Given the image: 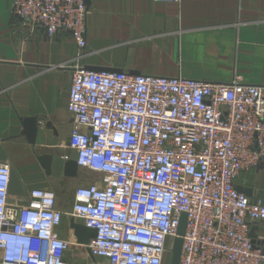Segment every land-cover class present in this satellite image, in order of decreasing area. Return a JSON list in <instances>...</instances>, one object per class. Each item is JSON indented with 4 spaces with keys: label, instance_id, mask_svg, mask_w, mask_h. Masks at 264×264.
<instances>
[{
    "label": "built area",
    "instance_id": "2783aa9c",
    "mask_svg": "<svg viewBox=\"0 0 264 264\" xmlns=\"http://www.w3.org/2000/svg\"><path fill=\"white\" fill-rule=\"evenodd\" d=\"M10 13L86 47L87 0H13ZM67 109L75 163L100 179L76 188L65 214L50 190L10 196L11 168L0 162V264H169L182 214L179 264H264V242L249 237L264 224V198L235 187L264 163V85L76 67ZM65 216L95 237L63 238ZM73 245L88 262L66 259Z\"/></svg>",
    "mask_w": 264,
    "mask_h": 264
},
{
    "label": "crops",
    "instance_id": "0c3cea01",
    "mask_svg": "<svg viewBox=\"0 0 264 264\" xmlns=\"http://www.w3.org/2000/svg\"><path fill=\"white\" fill-rule=\"evenodd\" d=\"M12 1L0 0V162L9 164L25 194L54 192L65 214L75 189L100 179L78 166L75 177L64 175L76 157L68 148L74 122L67 109L76 67L207 83L239 75L264 85V0H87L81 51L68 32L50 36L12 16ZM29 121L36 123L32 142ZM41 156L51 158L50 174ZM235 187L249 191V199L264 198V163L240 174ZM70 220L65 216L59 229L65 239L73 237ZM252 228L263 243L264 224ZM66 259L76 263L70 254Z\"/></svg>",
    "mask_w": 264,
    "mask_h": 264
},
{
    "label": "water",
    "instance_id": "95a60500",
    "mask_svg": "<svg viewBox=\"0 0 264 264\" xmlns=\"http://www.w3.org/2000/svg\"><path fill=\"white\" fill-rule=\"evenodd\" d=\"M87 71L91 72H118V71H102V70H94L86 68ZM27 134L30 142L34 140L35 132H36V123L35 121H29V125L27 127ZM41 168L45 171L46 174H50L51 170V158L49 156H41L38 158ZM77 174V165L75 161H68L64 165V175L66 177H75ZM236 190L243 194H249L247 190L237 187ZM8 194L13 197H24L25 191L22 188L18 177L14 173L12 169H10V180L8 186ZM186 225V216L184 214L181 215L179 227L177 230V237L172 242L171 249V257L169 264H179L180 253H181V245L182 239L181 237L184 235ZM70 229L73 232V236L76 239L77 244L79 245H87L91 239H93L96 235V231L93 229L86 228L84 225L80 223H76L74 220H70ZM255 228H252L249 234L252 243L257 239V235L255 234Z\"/></svg>",
    "mask_w": 264,
    "mask_h": 264
},
{
    "label": "rangeland",
    "instance_id": "374dc122",
    "mask_svg": "<svg viewBox=\"0 0 264 264\" xmlns=\"http://www.w3.org/2000/svg\"><path fill=\"white\" fill-rule=\"evenodd\" d=\"M66 223H67V221H66ZM69 254L74 255L76 257H79V259L82 257L87 258V255H86L84 249H82L80 247H76L74 245L69 247ZM77 263H78V261H77Z\"/></svg>",
    "mask_w": 264,
    "mask_h": 264
},
{
    "label": "clouds",
    "instance_id": "9594fccd",
    "mask_svg": "<svg viewBox=\"0 0 264 264\" xmlns=\"http://www.w3.org/2000/svg\"><path fill=\"white\" fill-rule=\"evenodd\" d=\"M37 195H38V193H37Z\"/></svg>",
    "mask_w": 264,
    "mask_h": 264
}]
</instances>
